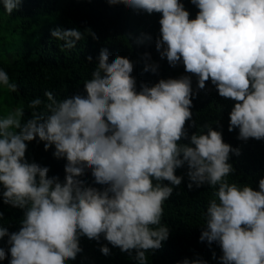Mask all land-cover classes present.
<instances>
[{
    "label": "trees",
    "instance_id": "16d2710c",
    "mask_svg": "<svg viewBox=\"0 0 264 264\" xmlns=\"http://www.w3.org/2000/svg\"><path fill=\"white\" fill-rule=\"evenodd\" d=\"M43 13L0 59V264H264V0H0Z\"/></svg>",
    "mask_w": 264,
    "mask_h": 264
},
{
    "label": "rangeland",
    "instance_id": "374dc122",
    "mask_svg": "<svg viewBox=\"0 0 264 264\" xmlns=\"http://www.w3.org/2000/svg\"><path fill=\"white\" fill-rule=\"evenodd\" d=\"M49 17L50 13L35 14L30 17L32 23L28 27L21 24V22L25 21V19H20L19 17H8L7 15L1 17L0 25L3 26L4 34L3 36H0V59H8L4 54L5 51L10 53L12 57L15 48L21 46L20 44L23 42L30 46L34 39V35H39L41 32V27L49 22L47 21ZM4 87V84L0 85V90L3 88L0 91V100L5 94ZM17 111L18 109L16 107L10 108V105H3L0 109V121H11L12 117L14 116L13 114L17 113Z\"/></svg>",
    "mask_w": 264,
    "mask_h": 264
}]
</instances>
